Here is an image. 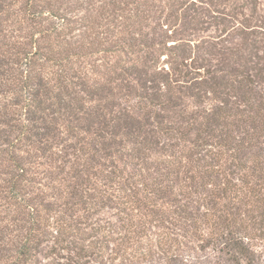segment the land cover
Instances as JSON below:
<instances>
[{
  "label": "trees",
  "instance_id": "1",
  "mask_svg": "<svg viewBox=\"0 0 264 264\" xmlns=\"http://www.w3.org/2000/svg\"><path fill=\"white\" fill-rule=\"evenodd\" d=\"M58 1L0 0V264H264V0Z\"/></svg>",
  "mask_w": 264,
  "mask_h": 264
},
{
  "label": "rangeland",
  "instance_id": "2",
  "mask_svg": "<svg viewBox=\"0 0 264 264\" xmlns=\"http://www.w3.org/2000/svg\"><path fill=\"white\" fill-rule=\"evenodd\" d=\"M78 1H80V0H78ZM96 1L97 0H93V2H91V0H81V2H78V4H77V7H78V5L81 3V6L78 7L79 8L78 12H76L75 14H72L71 17H74L75 15L79 16V15H82L83 13L86 14L87 3L91 2L92 5L94 6V3H96ZM100 1L108 2L109 0H100ZM123 1H125V0H123ZM174 1L175 0H150L149 6H151L150 7L151 13L149 14V17H150L149 20L151 21V20L159 17L160 21L163 23L164 21L167 20L166 17L168 15L170 16V14L172 13V15H174L176 19L178 18V20H177L178 22H175V20L172 21L170 19L169 23L172 22L173 24L174 23L178 24V23H180L182 16L186 13V10H187L186 8H187L188 4H190L189 7L191 9L199 10L201 8L207 7L206 6L207 3L211 2L209 0H186V1H188L186 4L180 5V4L174 3ZM201 1H203V2H201ZM60 2H61V4H59V6H61V8L63 10H65V13H68L72 8H74L77 1L76 0H60ZM121 7L124 8V10L116 11V14H114V15H117L118 13L123 14L125 16L131 15V13H132L131 12V9H132L131 6L125 7L124 5H122ZM73 11H75V10H73ZM172 18H173V16H172ZM98 19L99 18L96 17L95 24H94V26H96L97 28H99V24H100V20H98ZM137 21L141 25H139V26L136 25L137 26L136 29L139 30L142 27V29L145 30V27L147 25V21L145 19L143 20L144 23L142 22V19L141 20L137 19L136 22ZM119 22L120 21H116L114 18H113V22H112V18H111V45L114 41L117 40V37L114 36L115 32L117 30H121V27H123L124 24L129 25L133 21L123 20L120 23ZM220 34H221V28L216 29V28H214V26H212V24L205 23L203 25V30L199 31L196 34H194L193 36H191L190 40H192L191 43L193 45L194 43L201 42L202 41L201 39H209V40L217 39V37L220 36ZM233 40H235V41H233ZM238 40H239V36H237L235 31H228L224 34V36L220 40V43L222 45L228 46L232 42H234L233 44H235ZM163 58H165V57H163Z\"/></svg>",
  "mask_w": 264,
  "mask_h": 264
}]
</instances>
